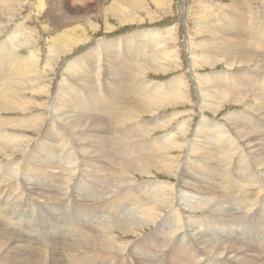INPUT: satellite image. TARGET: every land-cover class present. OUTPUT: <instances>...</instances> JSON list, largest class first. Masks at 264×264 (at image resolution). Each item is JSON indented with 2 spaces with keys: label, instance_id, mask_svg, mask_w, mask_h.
Masks as SVG:
<instances>
[{
  "label": "rangeland",
  "instance_id": "obj_1",
  "mask_svg": "<svg viewBox=\"0 0 264 264\" xmlns=\"http://www.w3.org/2000/svg\"><path fill=\"white\" fill-rule=\"evenodd\" d=\"M4 1H5V4H4ZM39 1H41L40 3L42 5L39 3ZM116 2H117V0H3V1L0 0V44H1L0 47H2L8 41H11L8 43H14V44H12L10 47L15 45L14 47L17 48L16 53L18 55H20L22 58H27V57L31 56V54H34V60H32V62L29 65H28V62H26L25 60H23L21 62V64H23V66L26 68V70L23 69V71H22L23 73L21 72L20 75H18V76L14 75L13 76L12 74H10V71H9V72H7V74L5 76H2V77L0 76V82L2 81L1 82L2 85L0 84V94L2 97L6 95L5 99H3L4 97L0 98V99H2V100H0V127H2V129H3L2 133H8L9 135L16 136L15 137L16 142H14V144L12 143L10 145L11 147L8 149L4 147V143H6V142L2 143L0 141V148H2V149H0V151H1V153H0V158H1L0 159V177H1L0 178V248H3L2 251H5L4 252V260L5 259L9 260V256H10V259H13L12 260V262H14L13 264H18V263L23 262V261L25 262V260H26V264H29V262L31 263L32 260H34V262H32V264H48L47 263L48 260H49V262L52 261L51 264H56V262H54V261H56V260L62 261V259H61L62 257L66 258L67 261L72 264L71 260L76 259V256H74V254H73V250H71L70 252H66L65 250L63 252L62 251L58 252V251H56L57 248L54 249V246L58 245L59 242H61L60 244H62L63 242H66L68 239H70L69 236L71 234L75 235L77 233H80V235L85 236V234L87 233V236L85 237V238H87L88 237V232H87L88 230L86 231L85 228H88L91 226L92 227L93 226H99V225H101V223H103L106 220L105 217H101V215H103L102 213H99V212L97 213V210H96L95 205L93 204V201L96 200L99 203L101 201H103V202L107 201V202L111 203L112 199L108 198V197H111L110 194L103 193V191L106 188L110 187L111 184L116 183V180H113V177H112V175H113V173H112L113 168L112 167L114 164V161H113L114 158L113 159H110V158L105 159L106 163L104 162V164L107 167H104L102 165L99 166L100 161H98L97 163L95 162L96 167L93 166V164H91L92 166L82 164L83 165L82 166L81 160H79L78 156L79 157L84 156L83 157L84 159H88V157H90V152L88 150H86L85 153L83 151H80V153L77 152L76 159H75L74 158L75 155H72V154L70 155L66 149H63L62 145L60 144V139H56V138L52 137V135H51V131L54 128V124H55V126L60 124L61 126L65 127L63 129L64 131H66V130L68 131L69 134H67L68 136H67L66 140H67L69 147H72V146H77L78 143H76V142H78L81 133H83L82 135L84 137H88L93 133V132H91V134H90V132H86L87 130L90 129V127L89 128L87 127L84 129L82 128V130L80 128H78L73 132L69 131V129L66 126V123L60 119L62 116L61 113L63 111H62V109L58 108L59 102L61 101V98H62V95H60L59 93L61 92L60 89L63 86H68L71 88V90H74V89L76 90L77 87L83 88L84 93H88L89 90L91 91L92 89H94V87H95V90L98 89L99 85H101L102 87H105V88L110 85V83H108L109 81H107L106 79L108 78L107 76L111 75L110 74L111 72L108 69V66L111 64L110 62L112 61V58H110L111 56L108 54V51L106 50V48H107L106 44H108V43L109 44H115V42H117L120 39L125 40V38H130V36L132 34H135V33L137 34V33H140L144 30L148 31V29L149 30L150 29H156V28L163 29L165 27H167V28L171 27L172 28L171 35L169 34L170 38H168L169 42L166 40L167 38L165 39V42H166L165 46L168 49V54L171 56V60L173 58H177V60L176 59H175L176 61L175 60H172V61L169 60L167 63H171L170 64L171 66L169 65L167 71H163L164 73L163 72H151V70L150 71L148 70V73H149L148 78L151 80H154V81H158V82H166V80L168 81L177 75H181V74L185 75L187 85H188V86L187 85H185V86L188 87V88H186V90H188L187 93L189 95V99H182L183 101H181V103L179 100V102H177L175 104H172V105L167 106V107H162V108H160V110L155 112L154 116L152 114L151 115L147 114V115L143 116L142 119H140V120L143 122L144 120H149L151 118L155 119L157 117H164L165 115H168V114H170V115L173 113L182 114V116H181L182 119L179 118V119L175 120L174 122H179V120L180 121L184 120V123L187 124V126H188L186 128L187 130L184 128V130L186 132L185 136L183 138L181 137V139L178 140L182 145L187 146V144H188L187 142L191 140L190 139L191 137H193V134H192L194 132L193 130H195V128L197 126V122L199 121V119H200L199 117L201 114V112L199 110L200 107L198 108V106L196 104L199 101L198 90L196 88L197 86L193 83L194 80L192 78V74L196 71H194V69L192 68V66L189 62L190 61L189 60L190 59V53L195 52L196 55L199 54L197 56H201L204 54L206 44H210L211 42L214 41V39H212V38H214L215 36L213 37L214 33L212 31H214V29H218V28L217 27L213 28V27H215V26L219 27L220 24L221 25L224 24L226 26L227 20L229 21V18L226 19V16H233L236 19H237V17H240L238 19V20H240L239 23L244 24V26L241 29H245L246 31H245V33L244 32L242 33L243 35L240 33H236L237 35H234V33H233V35H234L233 36L231 34V32H229L227 30L229 28V25H228L225 30H227L226 31L227 35L228 34H230V35H228L227 37L226 36L224 37V35H222L223 37L221 36V38H220V41L222 40L221 42L228 41L229 40L228 38L237 37V42H236L237 44L234 43L235 46H237L238 44L240 45L242 43L244 45H246V42L247 43L253 42V41L249 40L250 37L253 35V33H255V35L258 38H259V35L257 34L258 32H262L264 34V28L262 27V26H264V0H237L236 2L233 0H143V1L142 0H128V2L126 4H124V7H126V8H124V7L122 8V6H121L122 9L120 7L118 9L117 6L113 5ZM133 2H134V4H133ZM36 5H37V7H36ZM135 5H137V6H135ZM43 6H45V7H43ZM133 6H135V8ZM112 7L115 8V10H113ZM129 7H130V9H129ZM116 9L119 11L116 12ZM126 10H127V12H126ZM247 10H248V12H247ZM123 13H125V14H123ZM185 13H186V15H185ZM240 15H242V17ZM210 16L212 17V19L210 18ZM245 17L247 19H245ZM198 18L201 20H199ZM203 18H205V19H203ZM243 20H245V21H243ZM214 24H215V26H214ZM211 26H212V28H211ZM254 27L256 28L255 30H253ZM17 28L19 29V31H18L19 34L17 33V30H18ZM66 28H67V30H66ZM173 28H174V30H173ZM12 29H14V30H12ZM70 29H72V30L74 29L75 32L73 31V33H74L73 35H71L72 31H70ZM229 29H233V28H229ZM205 30H207V31H205ZM13 31L17 33V34L15 33V36L17 35L16 38H14V40H13V38L11 40H8L9 39L8 36H10V35H8V33L14 34ZM248 31H250V32H248ZM251 31H252V33H251ZM61 33H62V35H61ZM64 33H65V35H68L67 38H69V39H67L66 36L64 37V35H63ZM248 34H250L249 38H248ZM60 35L63 37H61ZM58 36H60V37H58ZM57 37L59 39L60 38H62V39L59 41V39ZM55 38H56V41H55ZM63 38H64V41H63ZM189 38L193 39V44L190 48H189V46L186 48L187 39H189ZM5 39H7V40H5ZM70 39H71V42L73 41V44L71 42H70V44H68ZM86 40H88V41H86ZM245 40H247V41L245 42ZM260 40H262L263 44H264V38H262ZM16 41H17V43H16ZM76 41L78 44L76 43ZM112 41H114V42H112ZM57 42H59V43H57ZM24 43H25V45H24ZM133 43L135 46L138 45L137 41L132 42V44ZM132 44L126 45V47L129 48L131 51H132ZM249 44H251V43H249ZM252 44H255V43H252ZM57 45H58V47H57ZM99 45L101 47H99ZM203 45H205V46H203ZM53 47H55L54 50H53ZM113 47H115V46H113ZM49 48H50V50H49ZM107 49L110 50L111 47L107 48ZM91 50L94 52V54L92 53ZM104 50H106V51H104ZM169 50L170 51L172 50V51L169 52ZM52 51H53V53H52ZM258 51L260 52L261 57H263L264 56V48L259 49ZM201 52H203V53H201ZM104 53L106 54L107 58H106ZM193 55H194V53H193ZM198 59H200V58L198 57ZM74 61H76L77 63H81V64H83L85 62L82 70L80 72H78V74L77 73H71V71H70V69H71L70 65L72 66L74 64V63L72 64V62H74ZM162 61H163V59L161 60V63H162ZM257 63L260 65L257 68L258 69L257 71L259 72V76L261 74H263L262 75V77H263L264 76V70H263L264 65H262V62H260V61H258ZM86 64H88L90 67V69H88L89 71L84 69ZM254 64H252V62H250V65H251L250 70H254V68H253V67H255ZM143 66L146 68L148 65H143ZM91 67L95 68V70ZM227 67L228 66L226 64V61L221 60V61H219V65L214 66V68L211 67L209 64H205V66H203V70L201 73L204 74V73L212 72L214 70H217V72H221V71H225L226 69H228ZM233 67H232L231 71L237 72L238 70L244 69L245 65H238L237 64ZM29 68H31V69H29ZM27 69H29V71ZM64 69H65V71H64ZM132 71L133 70H131V73H132ZM115 73H118V72L115 71ZM227 73L233 74V72H230V71ZM25 74H27V75H25ZM85 74H86V76H85ZM15 77L16 78L17 77L22 78V81H23L22 84L20 83V81L18 82L19 79L18 78L16 79ZM74 77H75V79H74ZM79 77L82 78V80ZM27 80H29V81H27ZM8 81H10V83L11 82L12 83L10 84ZM14 81H16L17 84ZM203 82L206 85H207V82L205 80H201V86H203L205 88V86L202 85ZM5 83H6L5 86L9 85V87H5L4 86ZM13 83H15L16 85ZM23 83L25 85H23ZM18 84H20V85H18ZM31 84H32V86H30ZM124 84L125 85L131 84V83H128V77H127V82L124 81ZM132 84H134V81ZM19 86H21V87H19ZM88 86H92V87H88ZM126 86H124V87L127 88L128 86L127 87ZM185 86H184V88H185ZM258 86L262 88L261 84H258ZM10 87L13 90L9 89ZM28 87H31V88H28ZM1 88H2V91H1ZM6 88H8V89H6ZM18 89H20V90H18ZM22 89H25V90H22ZM43 89H44V91H43ZM85 89H87V90H85ZM15 90H16V92H15ZM186 90H185V92H186ZM3 92H4V95H3ZM246 95H247V97H246L245 101L241 100L239 103L235 102L234 99H232V97H231V100H230V98L225 99L224 100L225 103L222 102L223 106H222L221 110L219 111L218 115L217 114L215 115V113H213L211 111H206L207 112L206 114H208L212 118L219 119L220 121H223V122H225V124H227L228 122L225 120V114L226 113L233 112L234 110H235L234 113L236 111H237L236 113H247V112H250L252 109V107L249 108V106H248L249 104L252 105V103L258 104L259 102H261L258 100L257 97L254 100V96L250 93H247ZM7 96H9V97H7ZM22 98H24V99L22 100ZM58 98H60V100ZM30 100L32 102H30ZM56 100H58V101H56ZM189 101L191 103H189ZM6 102L10 105H7ZM121 102L123 104L125 102V99H122ZM22 104L24 105V107ZM222 104H220V106ZM246 104H247V106H246ZM13 105L15 107H13ZM8 106H10V107H8ZM245 106L248 109H246ZM16 107H18V108H16ZM19 107H22V108H19ZM32 107H34V108H32ZM13 108H15V109L13 110ZM74 109H75L74 107H68L66 109V111H68V113L64 112L63 117L67 118V119L69 117H71ZM183 111H186V112H183ZM188 111H189V113H187ZM155 116H157V117H155ZM3 119H4V121H3ZM21 120H22V122H19ZM59 120L62 122H60ZM257 120L260 121V123L263 121L262 119H259V117H257ZM4 122H6V123H4ZM8 122H9V124H7ZM24 122H25V124H24ZM97 122H99L100 124L103 123L101 120H98ZM174 122L168 128L157 129L154 131V133L158 137L168 134L170 132V130H172L175 126H177V123H174ZM89 123H90V121H89ZM4 124H6V125H4ZM102 125L105 126V130H104V132H100L99 134H101V135L102 134H104V135L108 134V131H107L108 125L106 126L105 123H103ZM46 130H47V132H46ZM230 130L232 131V129H230ZM189 133H191V134H189ZM235 134L237 135V133H235ZM189 135H192V136H189ZM16 138H18L19 140ZM27 139H28V141H27ZM263 139H259L257 141V142H260L261 144L263 143L262 146L255 144V149L257 150L256 151L257 155L255 154V151H253L254 153L252 152V156L254 157L256 155L255 158H257V156H258L257 162L259 161L258 163L257 162L253 163V170H256V167H258L260 169H264V157H263V155H264L263 154L264 140ZM0 140H2V139H0ZM42 141H45V143L48 142V144L50 146L52 145L51 146L52 149H51L50 153L48 152L44 156H42L43 154L40 155V156H42L40 158V156L38 157L39 154L36 155V148H37L38 144L44 143ZM53 145H55L56 147ZM247 146H249V144H247ZM260 148L263 150H261ZM240 149H241V147L238 148V152L241 151ZM72 150L74 151V148ZM78 150H79V148H78ZM110 151H111V155H112L114 152V148L111 147ZM87 152H88V154H87ZM172 152L173 153L171 156L175 155V156L179 157L180 161L182 163L183 159L181 160V158L186 157V154L188 151L185 148L183 150H177V151L175 149ZM16 153H18V154H16ZM181 153L183 155L184 154L185 155L184 156L180 155ZM261 154H262V156H261ZM34 156H36L38 159L34 160V158H33ZM235 161H236V159H235ZM235 161H234V163H235ZM261 161H262V165H261ZM28 162H30V164ZM76 163L77 164L79 163V165H81L82 168L84 167L83 169L84 170L86 169V171L82 172L83 169H80V167H78V165ZM178 164L179 165L171 167V168H173V170L175 169L176 172L173 171L171 168H169L171 170L170 172H169V169H167L168 171L162 172V170H160V169H159L160 171H158L155 168L154 169L152 168L151 169L153 172L152 174H149V172H146L147 174H145L144 172H142L143 174L142 173H134L133 178H134V181L137 185L136 187L140 189L139 194H141L142 196H143V194L147 195L148 192H149V194H151L153 191L151 189V187H153V185L155 183H165L162 181H166L167 183H165V184H168V182L169 183H173V182L177 183V177H175V176L178 175V171L181 168V164L180 163H178ZM257 164H259L261 167ZM139 165L140 164L138 163L137 164L138 169L141 167V165L140 166ZM43 166H45L46 168H44ZM71 166L75 167L76 169L73 170V172H74L73 175H71V176L67 175L66 176V174L68 172H65V171H69ZM97 166L100 168H98ZM34 167H43L44 172L41 174L40 177L35 176V174L33 173ZM1 168L3 171L1 170ZM65 168H66V170H65ZM26 169H28V170H26ZM9 170H11L12 172H10ZM146 170L147 169H145V171ZM45 171H46V173H45ZM48 171H49V173H48ZM253 172H255V171H253ZM260 172L264 176V170L263 171L260 170ZM174 173H176V174H174ZM228 173L234 174L233 178H235V175H236L235 168H233V170L229 169ZM88 174H90V175H88ZM1 179H2V181H1ZM95 182H96V184H95ZM98 183H99V185H97ZM35 185H37V186H35ZM70 185H71V187H70ZM178 190H179L178 193H177L176 189L173 190V192H171L169 190L170 193L166 194L165 198L166 199H175V200L178 199L179 202L182 203V201L184 200L183 194H185V193L181 189H178ZM21 193H22V196L21 195L18 196V194H21ZM169 195H171V196H169ZM241 195L237 194V196H241ZM70 196L73 197V199L72 198L69 199ZM68 199L70 201L78 199L79 201L83 202L82 206L84 207V204H85V207H87L86 209L90 210V212H92V215H90V216L86 215V217L85 216L81 217L75 213L69 219H67V220L64 219V217L62 215L63 206L68 204L67 203ZM81 202H79V203L81 204ZM28 203H29V205H28ZM161 203H162V201H161ZM191 203L194 204V206H196L197 209L199 208V206L207 205L205 202L200 204L198 201H197V203H196V201H192ZM254 203L252 205H250V208L252 207L253 212L257 211V213L260 212L261 214H258V216H257V214L250 212V210H249V212L244 214V213H240V211H242V209H237L236 213L239 214L238 216L243 217L244 223L240 225L238 230H230L229 232H227V230L225 229L224 233L220 232L221 230H223L222 228H220V231L218 232L217 230H215L213 228L206 229L203 226H199L198 224L188 223L189 218L186 216V214L184 216L183 211H180V210H178L179 212L176 211V216L179 219V220H177L174 217L169 216V214L172 215L171 212L174 211V208L171 210L169 209L170 207H167L165 209H161L162 214L164 213L163 216L158 218L157 222H155L154 224H151L152 226H146L144 228H138L136 230L134 229L135 233L132 231L127 232V233L126 232L121 233V231H119V230H118V232L117 231L115 232L119 235V236H116L118 238V240L121 238L123 240V242L127 243V245H128L127 249L130 252L128 254V259H126V261L123 263L124 264H158L157 262H154L156 258L152 259V257H154L153 254L158 253V251L160 249H163L165 247L166 250L168 249L167 253H169V256L167 258L161 257L162 260H161V263L159 262V264H166V262L171 259V256L174 255L173 251L180 252L179 249L184 248V245L189 242L191 237H195V236L199 237L198 235L203 233L204 236H202L203 237L202 240L208 242L207 244H208L209 254H212V256H214L213 257L214 259L215 258L219 259L222 262L219 263V261H217L218 263H216V262L213 263V261H210L212 258L205 256V255H201V257L203 258V262H201L202 261L201 260V261L194 262L193 264H236L237 263L236 259H227V258H224L223 256L218 258V257H215L216 256L215 253L221 254V252H222V254H224L226 252V250L225 251L218 250V246L221 243H226V242H223L222 239H220L223 237V234H225L226 232H227V234H225V236H228L233 241L234 240H238V241L243 240L244 242H248L249 244L264 243V226H262L263 230L261 233V237L258 238L257 240H253L252 234L248 233V231H249L248 230L249 229L248 228L249 227L248 222L249 221L255 220L254 227H253V225L251 226L250 232H255V230H257L259 227H261V225H264V218H263V220L261 218V217H264V194H263V197L258 196L256 198V200L254 201ZM256 203H257V205H256ZM228 205H229V203H227V201H224V203L222 202V203L216 205L215 209L218 212L217 214L208 213L206 211H203V212L197 211V214H199V213L202 214V213L206 212L203 214L204 215L203 218L207 222H209L210 220H214V218L217 217L222 211H225V209L228 208ZM183 206H185L186 210H188V209L192 210V209H190L188 204H183ZM131 212H133V211H131ZM42 214L49 216L50 221L48 222L44 218H41L40 215H42ZM60 214H61V216H60ZM140 214L141 213H139V215ZM206 214H208V216H205ZM108 215H109V213L107 214V216ZM251 216H252V218H249ZM76 217L79 218L78 219L79 221L78 220L76 221V219H77ZM70 219H71V221H70ZM248 219H249V221H248ZM257 219H258V221H257ZM70 222H73L74 224H72ZM177 222H179L177 224V227H178V230L180 231V233H178L177 235L176 234L174 235L173 230L171 228H172V226L175 227ZM17 223L22 224V226L18 225ZM24 224H25V226H24ZM186 224L189 225L188 228L190 229L187 232H186L187 227L185 226ZM54 225H56V226H54ZM170 225H172V226H170ZM59 231H62L63 234L61 235L60 233H58ZM157 231H159V233H162V234H158V235L156 234L155 235L157 238H155L154 240H158L156 249L154 250V252L150 251V252H148V253L146 252V254H144L145 251L143 249L145 247L146 239L151 237V236H154L155 232H157ZM213 232H214V234H213ZM124 233H126V234H124ZM170 234H172L175 237H178L180 239L184 238V240L185 239L186 240L184 242H181V243L180 242L176 243V240L169 239L171 237ZM185 234H187V235H185ZM214 235L216 238L214 237ZM161 236H162V238H160ZM174 236H172L173 239H175ZM163 238H165V240ZM1 239L2 240L4 239L3 240L4 243L2 242ZM125 239H126V241H125ZM216 239H217V241H216ZM89 241H91V240H87L85 242H89ZM128 242H130V244ZM217 242L219 245L217 244ZM164 243H167V244H164ZM96 244H95V246H97ZM139 244H140V246H139ZM212 244H215V245L217 244V246H215V245L213 246ZM164 245H166V246H164ZM196 246L200 252L201 247H199L198 243H196ZM211 246H212V248H211ZM233 246H235V245H233ZM87 247H88V250H86V251L88 254L90 253L89 256H91V254H93V253L90 251L94 250V248H92L94 246H92V243H91ZM45 248L48 249L46 252H44ZM36 249H37V251H36ZM79 250H81V249L79 248ZM213 251H214V253H213ZM216 251H218V252H216ZM262 251H264V250L262 249ZM48 252H50V253L52 252V253L50 254ZM57 252H58V254H57ZM115 252H117V250L112 252L111 260L108 264H111L112 258L117 254ZM42 253H48L47 254V260L40 259V258H42ZM141 253L144 255L141 257V259H139ZM62 254H64V255H62ZM177 254L180 255V253H177ZM254 254L256 256H253L252 260L254 259L256 262L254 260H253V262L255 264H264V255L262 253H260L259 251H254ZM165 256H166V254H165ZM82 257L85 258L86 255L85 254L82 255ZM52 258H54V259H52ZM88 258H90V257H88ZM134 259L136 261H138V260H141V261H139V263L138 262L136 263V261ZM29 260H31V261H29ZM40 260H41V262H40ZM62 263H64V261H62ZM254 263H252V261H251L249 263L247 262L246 264H254ZM83 264H101V263H96V262H93L91 260H88Z\"/></svg>",
  "mask_w": 264,
  "mask_h": 264
},
{
  "label": "bare ground",
  "instance_id": "obj_2",
  "mask_svg": "<svg viewBox=\"0 0 264 264\" xmlns=\"http://www.w3.org/2000/svg\"><path fill=\"white\" fill-rule=\"evenodd\" d=\"M233 1L236 2L237 0H233ZM40 2L41 1H39V3ZM127 2H128V0H117V2L114 3L113 5L117 6L119 9V7L121 8V6L123 8L124 4H126ZM4 4H5V1H4ZM133 4H134V2H133ZM135 6H137V5H135ZM135 6H133V7L135 8ZM36 7H37V5H36ZM43 7H45V6H43ZM130 7H129V9H130ZM124 8H126V7H124ZM112 9L115 10V8H113V7H112ZM117 11H119V10L116 9V12ZM126 12H127V10H126ZM247 12H248V10H247ZM123 14H125V13H123ZM185 15H186V13H185ZM240 16L242 17V15H240ZM210 18L212 19L211 16H210ZM227 18H229V21L227 20L226 26L224 24L223 25L220 24L218 27V26H215V24H214L215 27H213V28H216V27L218 28V29H214V31H212L214 33V34L212 33L213 37L215 36L214 38H212V39H214V41L211 42L210 44H206L205 52L203 55L197 56L199 54L196 55L195 52H193L194 55H193V53H190V59H189L190 61L189 62L191 64L192 68L194 69V71H196L194 73L192 72L193 73L192 78L194 80L193 83L197 86L196 88L198 90L199 101L196 104H197L198 108L200 107L199 110H200L201 114H200V117H199L200 119L197 122V126H196L195 130L192 129L194 131L192 133L193 137H191L190 138L191 140L187 142L188 143L187 146L182 145L178 141L179 139H181V137L183 138L185 136L186 132H185L184 128L186 129L188 127L187 124L184 123V120H181V121L179 120V122H174L175 120L181 118L182 114L179 113L180 114L179 115V114L173 113L171 115L170 114L165 115L164 117L155 116L157 118H155V119L151 118L149 120L143 119L144 120L143 122L140 120V119H142L143 116H145L147 114H149V115L152 114L154 116L155 112L160 110V108H162V107H167V106H170L172 104H175V103L179 102V100L181 103V101H183L182 99H189V95L187 93L188 90H186V88H188V87L185 86V85H187L185 75H182V74L177 75L168 81L166 80V82H158V81H154V80H151L148 78V74H149L148 70L149 71L151 70V72L167 71L168 66L171 64V63H167L169 60H171V56L168 54V49L165 46V43H166L165 39L166 38H167L166 40L169 42L168 38H170L169 34L171 35V30H172L171 27H169V28L165 27L163 29H158V28L150 29V30L148 29V31L144 30L140 33L132 34L130 36V38H125V40L120 39L117 42H115V44H109V43L106 44L107 48L111 47L110 50H108L107 48H106V50L108 51V54L111 56L110 58H112V61L110 62L111 64L109 63L110 65L108 66V69L110 70L111 75L107 76L108 78L106 79L107 81H109L108 83H110V85L108 87L105 88V87H102L101 85H99L98 89L95 90V87H94V89H92L91 91L89 90L88 93H84V89L78 88V87L76 90L75 89L71 90V88L68 86H63L60 89L61 92L59 94L62 95V98H61V101L59 102L58 108L62 109V111H63L61 113L62 116L60 119L66 123L67 128L71 132L75 131L78 128H80L82 130V128L84 129V128L90 127V129L87 130L86 132H90V134H91V132H93V133L88 137H84L82 135L83 133H81L78 142L75 141L76 143H78L77 146L69 147L67 140H66V138L68 136L67 134H69V133L67 130L64 131L63 129L65 127L61 126L58 123L59 125H56V126L54 124V128L51 131L52 137H54L56 139H60V144L62 145L63 149H66L70 155L71 154L75 155V157H74L75 159H76L77 152L80 153V151H83L85 153L86 150H88L90 152V157H88V159H84L83 158L84 156L83 157L78 156L79 160H81V165L85 164V165L89 166V165L93 164V166L96 167L95 164L98 161H100L99 166L102 165L104 167H107L104 164L105 159L106 158H110V159L114 158V160H113L114 164L112 167L113 168L112 169V171H113L112 177H113V180H116V183L111 184L110 187L106 188L103 191V193L110 194L111 197H108V198L112 199L111 203L107 202V201H105V202L101 201L100 203L97 202L96 200L93 201V204L96 207L97 213L98 212L102 213L103 215H101V217H105L106 220L103 223H101V225H99V226H93V227L91 226V227L85 228L86 231L88 230L87 231L88 232L87 238H85L87 236V233L85 234V236L80 235V233H77L75 235L71 234L69 236L70 239H68L66 242H63L62 244H60L61 242H59L58 245L54 246V249L57 248L56 251H58V252L59 251L63 252L64 250L66 252H70L71 250H73V254H74V256H76V259L71 260L72 264L73 263L74 264H83L88 260H91V261L96 262V263L108 264L111 260L112 252L115 250H117V252H115L117 254L112 258L111 264H124L123 262H125L126 259H128V254L130 252L127 249L128 248L127 243L123 242V240L121 238H120L121 240L120 239L118 240V238L116 236H119V235L115 232L116 231L118 232V230L121 231V233H123V232L127 233L130 231L134 232L138 228H144L146 226H152L151 224H154L155 222H157L158 218L163 216L164 213L162 214L161 209H165L167 207H170L169 208L170 210L174 208V211L171 212L172 215L169 214V216H172L177 220H179V219L176 216V211L180 210V211H183L184 216L186 214V216L189 218L188 223L198 224L199 226H203L206 229L213 228V229L217 230L218 232L220 231V228H222L224 231L221 230L220 231L221 233H224L225 229L227 230V232H229L230 230H238L240 225L243 224L244 221H243V217L238 216L239 214L236 213L237 209H242V211H240V213H244V214L249 212V210H250V212H253L252 207L250 208V205H252L254 203V201L256 200V198L258 196L263 197V194H264V190H263L264 189V178L263 177L264 176L260 172V170L263 171L264 169H260V168L256 167V170H253V163L257 162V158H258V156H257V158H255V156L257 155V153H256L257 150L255 149V144L262 146L263 143L261 144L260 142H257V141L259 139L264 138V76L262 77L263 74H261L259 76V72L257 71L258 70L257 68L260 66L257 63L258 61L262 62V65H264V56L261 57V54L258 51L259 49L264 48L263 41L260 40V39L264 38V34L262 32H258L257 33L259 35V38H258L255 35V33H253V35L249 39L253 42L247 43L246 42L247 40H245L246 45H244L242 43L240 45L238 44L237 46H235L234 43L237 42V37L228 38L229 39L228 41L221 42L222 40L220 41V38L222 35H224V37L225 36L227 37L228 35H230V34L227 35V32H226L227 30L229 32H231L232 35H233V33H234V35H237L236 33L242 34L243 32L245 33V31H246L245 29H241L244 26V24L239 23L240 20H238V19L240 17H237V19H236L233 16H226V19ZM203 19H205V18H203ZM245 19H247V18L245 17ZM199 20H201V19H199ZM243 21H245V20H243ZM228 25H229V28H233V29L228 28L227 30H225ZM262 27L264 28V26H262ZM211 28H212V26H211ZM14 29H12V30H14ZM255 29L256 28L254 27L253 30H255ZM66 30H67V28H66ZM173 30H174V28H173ZM18 31H19V29L17 30V33H18ZM70 31H72L71 35H73L74 29L73 30L70 29ZM205 31H207V30H205ZM248 32H250V31H248ZM13 33L14 34L8 33V35H10V36H8V38H9L8 40H11L12 38L14 40V38H16V36H17V35L15 36L16 32L13 31ZM251 33H252V31H251ZM61 35H62V33H61ZM63 35H64V37L66 36V38L68 36V35H65V33ZM249 35L250 34H248V38H249ZM60 36H58V37H60ZM61 37H63V36H61ZM61 39L62 38H60L59 41ZM67 39H69V38H67ZM5 40H7V39H5ZM88 40H86V41H88ZM55 41H56V38H55ZM63 41H64V38H63ZM136 41L138 42L137 46H135L134 43L132 44V42H136ZM8 42H11V41H8ZM8 42L5 43L2 47H0V76L1 77L5 76L7 74V72H9V71H10V74H12L13 76L14 75L15 76L20 75L21 72L23 71V69L26 70V68L23 66V64H21V62L23 60H25L26 62H28V65H29L32 62V60H34V54H31V56H29L27 58H22L20 55H18L16 53L17 48L14 47L15 45L10 47L14 43H8ZM70 42H71V39L68 42V44H70ZM112 42H114V41H112ZM16 43H17V41H16ZM57 43H59V42H57ZM71 43L73 44V41ZM76 43H77V41H76ZM249 43H251V44H249ZM252 43H255V44H252ZM131 44H132V51L126 47V45H131ZM192 44H193V39L192 38L187 39L186 48L188 46L190 48L192 46ZM24 45H25V43H24ZM0 46H1V44H0ZM113 46H115V47H113ZM203 46H205V45H203ZM57 47H58V45H57ZM99 47H101V46L99 45ZM54 48L55 47H53V50H54ZM49 50H50V48H49ZM106 50H104V51H106ZM171 51L169 50V52H171ZM52 53H53V51H52ZM92 53L94 54L93 51H92ZM201 53H203V52H201ZM105 56H106V54H105ZM198 57L200 59H198ZM106 58H107V56H106ZM162 59H163V61L161 63ZM175 59L177 60V58H173L172 60H175ZM221 60L226 61V64L228 66L227 67L228 69H226L225 71L217 72V70H214L212 72H208V73H204V74L201 73L203 70V66H205V64H209L211 67L214 68V66L219 65V61H221ZM249 61L252 62V64L255 63L254 64L255 67H253L254 70H250L251 65H250ZM72 64H73L72 66L70 65L71 73H77L78 74V72H80L82 70L85 62L83 64H81V63H77L76 61H74V62H72ZM237 64L238 65H245V68L242 70H238V71L236 70L237 72L231 71L232 67L237 65ZM143 65H148V66L145 68ZM91 68H93V67H91ZM29 69H31V68H29ZM29 69H27V70L29 71ZM84 69L85 70L90 69L89 65L86 64ZM93 69L95 70V68H93ZM131 70H133L132 73H131ZM64 71H65V69H64ZM115 71H117L118 73H115ZM229 71L233 72V74L227 73ZM25 75H27V74H25ZM85 76H86V74H85ZM127 77H128V83H131L130 85L128 84L129 86L126 84L128 87L124 84V81L127 82ZM18 79H19L18 82L20 81V83L22 84V82H23L22 78H18ZM74 79H75V77H74ZM80 79L82 80V78H80ZM201 80H205L207 82V85L204 84V82L202 84L205 86V88L203 86H201ZM27 81H29V80H27ZM133 81H134V84H132ZM1 82H0V84L2 85ZM8 82L10 83V81H8ZM14 82H16V81H14ZM6 83L4 84V86L6 85ZM24 83H23V85H25ZM13 84H15V83H13ZM16 84H17V82H16ZM258 84H261L262 88L259 87ZM18 85H20V84H18ZM30 86H32V84ZM124 86H126L127 88H125ZM184 86H185V88H184ZM5 87H9V85H7ZM11 87L9 89H12ZM19 87H21V86H19ZM88 87H92V86H88ZM28 88H31V87H28ZM6 89H8V88H6ZM18 90H20V89H18ZM22 90H25V89H22ZM85 90H87V89H85ZM185 90H186V92H185ZM1 91H2V88H1ZM43 91H44V89H43ZM15 92H16V90H15ZM247 93L252 94L254 96V100L257 97L258 100L261 101L258 104L252 103V105H250V104L248 105L249 108L252 107V109L250 111L251 113L250 112L236 113L237 111L234 113L235 110L233 112H228L225 114V120L228 122V123L226 122L227 124H225V122H223V121H220L219 119L212 118L211 116L206 114L207 113L206 111H211V112L215 113V115L216 114L218 115L219 111L221 110V108L223 106L222 102L225 103V101H224L225 99L230 98V100H231V97H232V99H234L235 102L239 103L241 100L245 101V99L247 97V95H246ZM3 95H4V92H3ZM5 96H3L4 97L3 98L0 94V98L5 99ZM7 97H9V96H7ZM23 99L24 98H22V100ZM58 99L60 100V98H58ZM122 99H125V102L123 104L121 102ZM0 100H2V99H0ZM56 101H58V100H56ZM30 102H32V101L30 100ZM189 103H191V102L189 101ZM220 104H222V105L220 106ZM7 105H10V104L7 103ZM246 106H247V104H246ZM8 107H10V106H8ZM13 107H15V106L13 105ZM23 107H24V105H23ZM68 107H74L75 109H74L71 117H69L67 119V118L63 117V113L64 112L68 113V111H66V109ZM16 108H18V107H16ZM19 108H22V107H19ZM32 108H34V107H32ZM14 109L15 108H13V110ZM246 109H248V108L246 107ZM189 111L187 113H189ZM183 112H186V111H183ZM257 117H259V119H262L263 121L260 123V121L257 120ZM98 120H101L103 123L106 124V126L108 125L107 126L108 127L107 128L108 134H106V135L99 134L100 132H104L105 126L102 125L103 124L102 122H101L102 124L97 122ZM3 121H4V119H3ZM89 121H90V123H89ZM19 122H22V120ZM60 122H62V121H60ZM173 122L177 123V126L174 125L175 127L173 126L174 128L172 130H170V132L168 134L158 137L154 133V131L157 129L168 128L170 125H172ZM4 123H6V122H4ZM7 124H9V122ZM24 124H25V122H24ZM4 125H6V124H4ZM230 129H232L233 132ZM2 130H3L2 127H0V139H2L0 141L2 143L6 142V143H4V147L8 149L11 147L10 145L12 143L14 144V142H16L15 141L16 136L9 135L8 133H2ZM46 132H47V130H46ZM234 132L237 133V135ZM189 134H191V133H189ZM189 136H192V135H189ZM16 139H18V138H16ZM27 141H28V139H27ZM45 141H42L44 143L38 144V146L36 148V155L39 154L38 157L42 154H43L42 156H44L48 152L49 153L51 152V149H52L51 146L52 145L50 146L48 144V142L45 143ZM247 144H249V146H247ZM55 145H53V146H55ZM111 147L114 148V152L112 155H111V151H110ZM239 147H241V149H240L241 151L238 152ZM73 148H74V151L72 150ZM78 148H79V150H78ZM185 148L187 149L188 152L186 154V157L181 158V160L183 159L182 163H181L179 157H177L175 155L171 156L173 153L172 152L173 150L176 149V151H177V150H183ZM0 149H2V148H0ZM263 149H264V147H263ZM263 149H261V150H263ZM253 151H255V154H256V155L254 154L255 155L254 157L252 156ZM0 153H1V151H0ZM16 154H18V153H16ZM87 154H88V152H87ZM263 154H264V150H263ZM180 155H183V154L181 153ZM42 156H40V158ZM261 156H262V154H261ZM263 157H264V155H263ZM33 158H34V160L38 159L36 156H34ZM235 159H236V161H235ZM234 161H235V163H234ZM28 163L30 164V162H28ZM79 163L78 164L76 163V164L78 165V167H80V169H83L84 167L82 168L81 165H79ZM138 163L141 165V167L139 169L137 167ZM178 163L181 164V168L179 167L180 170L178 171V175L175 176V177H177V183H174V182L169 183L168 182V184H165V183H167L166 181H162L165 183H155L153 185V187H151V189L153 190L151 194H149V192H148V194L146 193L147 195L143 194V196L141 194H139L140 189L136 187L137 185H136L134 178H133L134 173L144 172L145 174H147L146 172H149V174H152L153 173L151 170L152 168L153 169L155 168L158 171L162 170V172L168 171L167 169H169L173 166L179 165ZM259 164H257V165H259ZM261 165H262V161H261ZM43 167L46 168L45 166H43ZM43 167H34L33 173L35 174V176H38V177L41 176V174L44 172ZM98 168H100V167H98ZM233 168H235V172H236L235 178H233L234 174L228 173L229 169L233 170ZM75 169H76L75 167L71 166L69 171H65V172H68L66 174V176L67 175L68 176L73 175V173H74L73 170H75ZM145 169H147V170L145 171ZM171 169L173 170V168H171ZM1 170H2V168H1ZM26 170H28V169H26ZM65 170H66V168H65ZM9 171L12 172L11 170H9ZM84 171H86V169L82 170V172H84ZM170 171L171 170L169 169V172ZM173 171L176 172L175 169ZM253 171H255V172H253ZM45 173H46V171H45ZM48 173H49V171H48ZM174 174H176V173H174ZM88 175H90V174H88ZM1 181H2V179H1ZM95 184H96V182H95ZM97 185H99V183ZM35 186H37V185H35ZM70 187H71V185H70ZM175 189L177 190V193L179 191L178 189H181L184 191L185 194L182 193L183 197H184V200L182 201V203L179 202L178 199L175 200V199H166L165 198V195L170 193L169 190L171 192H173V190H175ZM237 194H240V195L242 194V195L237 196ZM19 195L22 196V193L18 194V196ZM169 196H171V195H169ZM70 198L73 199V197H71V196L69 197V199ZM69 199L67 200L68 204L63 206L62 215H63L64 219H66V220L69 219L75 213L81 217H84V216L86 217V215H89V216L92 215V212H90V210L86 209L87 207H85V204H84V207L82 206L83 202L79 201L78 199L72 200V201H70ZM160 200L162 201V203ZM192 201H196V203L198 201L200 204L205 202L207 205L199 206V208L197 209V207L191 203ZM224 201H227V203H229L228 208L225 209V211H222L217 217L214 218V220H210L209 222H207L203 218V216H204L203 214L206 212L212 213V214H217L218 212L216 211L215 206L222 203V202L224 203ZM79 202H81V204ZM183 204H188L190 209H192V210H189V209L186 210V208H185L186 205L183 206ZM28 205H29V203H28ZM256 205H257V203H256ZM131 211H133V212H131ZM197 211H201V212L206 211V212H204L202 214L201 213L197 214ZM108 213H109V215L107 216ZM139 213H141V214L139 215ZM253 213L257 214V216H258V214H261L260 212L257 213V211L256 212L254 211ZM60 216H61V214H60ZM205 216H208V214H206ZM40 217L44 218L48 222L50 221V217L47 215L42 214V215H40ZM249 218H252V216ZM261 218L263 220L264 217H261ZM78 219L79 218H77L76 221ZM70 221H71V219H70ZM248 221H249V219H248ZM257 221H258V219H257ZM70 223L74 224L73 222H70ZM178 223L179 222L176 223L175 227L170 225V226H172L171 229L173 230L174 235L175 234L177 235L178 233H180V231L178 230V227H177ZM248 223H249L248 233L252 234L253 240H257L258 238L261 237V233L263 230L262 226H264V225H261V227L258 226L259 228L257 230H255V232H250L251 226L253 225V227H254L255 220H251ZM18 225L22 226V224H18ZM56 225H54V226H56ZM24 226H25V224H24ZM185 226L187 227L186 232L188 230H190L188 228L189 225L186 224ZM227 232L225 234H227ZM58 233H60L61 235L63 234L62 231H59ZM126 233H124V234H126ZM156 234L158 235V234H162V233H159V231H157V232H155L154 236H151V237L146 239L145 247L143 249L145 251L144 254H146V252L148 253L150 251L154 252V250L156 249L157 241H158V240H154L155 238H157L155 236ZM213 234H214V232H213ZM225 234H223V237L220 239H222V241L226 242V243H221L219 245L217 242V244L219 245L218 250H222V251L226 250V252L224 254H222V252H221V254L215 253L216 254L215 257L220 258L221 256H223L224 258H227V259H236V261H237L236 264H246L247 262L249 263L251 261H252V263H254L253 262L254 259L252 260L253 256H256L254 254V251H259L260 253H262L264 255V251H262V249L264 250V243L249 244L248 242H244L243 240H240V241L234 240L233 241L228 236H225ZM170 235H171V237L169 239L176 240V243H179V242L181 243V242H184L186 240V239L184 240V238L180 239L178 237H175L172 234H170ZM185 235H187V234H185ZM162 236L160 238H162ZM172 236H174L175 239H173ZM198 236L199 237H197V236L191 237L189 242L184 245V248L179 249L180 252L173 251L174 255L171 256V259L168 260L166 262V264H193L194 262L201 261V260H202L201 262H203V258L201 257V255H205V256L212 258L210 261H213V263L214 262L218 263L217 261H219V263H221L222 262L221 260L216 259V258L214 259L213 258L214 256H212V254H209L208 244H207L208 242L202 240V238H203L202 236H204V234L201 233ZM214 237H215V235H214ZM163 239L165 240V238H163ZM3 240H2V242H3ZM87 240H91V241L85 242ZM125 241H126V239H125ZM216 241H217V239H216ZM91 243H92V246H94V247H92V248H94V250L90 251L93 254H91V256H89L90 253L88 254L86 250H88L87 246ZM128 243L130 244V242H128ZM167 243H164V244H167ZM196 243H198L199 247H201L200 252L196 246ZM95 244L97 246H95ZM217 244L216 245L212 244V245L217 246ZM233 245H235V246H233ZM139 246H140V244H139ZM164 246H166V245H164ZM79 248L81 250H79ZM164 248L160 249L158 251V253L153 254L154 257H152V259L156 258L154 262H157L159 264V262L161 263V260H162L161 257L167 258L169 256V253H167L168 249L166 250V248L165 249ZM211 248H212V246H211ZM2 250H3V248H0V264H13L14 263V262H12L13 259H10L9 255H8L9 260H7V259L4 260V252L5 251H2ZM47 250L48 249L45 248L44 252H46ZM36 251H37V249H36ZM214 251H213V253H214ZM58 252H57V254H58ZM216 252H218V251H216ZM48 253H50V252H48ZM48 253H42V258H40V259L47 260V254ZM177 253H180V255H178ZM84 254L86 255L85 258L82 257V255H84ZM144 254L141 253L139 259H141V257ZM165 254H166V256H165ZM62 255H64V254H62ZM88 257H90V258H88ZM52 259H54V258H52ZM61 259H62V261H64V263H62V261H60V260H56L54 262H56V264H71L67 261L66 258L62 257ZM29 261H31V260H29ZM139 261H141V260L136 261V263L137 262L139 263ZM32 262H34V260H32ZM32 262L31 263L29 262V264H32ZM40 262H41V260H40ZM51 262L52 261L49 262V260H48L47 263L51 264ZM18 264H26V260H25V262L23 261V262H20Z\"/></svg>",
  "mask_w": 264,
  "mask_h": 264
}]
</instances>
